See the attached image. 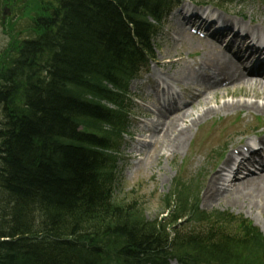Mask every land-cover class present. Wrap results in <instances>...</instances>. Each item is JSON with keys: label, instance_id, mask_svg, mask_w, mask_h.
Masks as SVG:
<instances>
[{"label": "trees", "instance_id": "1", "mask_svg": "<svg viewBox=\"0 0 264 264\" xmlns=\"http://www.w3.org/2000/svg\"><path fill=\"white\" fill-rule=\"evenodd\" d=\"M168 1L57 0L35 22L38 38L17 46L9 74L23 86L0 91V264H138L168 250L213 262L243 257L248 248L232 241L209 237L201 248L204 235L170 242L137 204L111 199L115 160L105 150L125 119L102 102L125 105L107 84L124 91L137 45L149 46L146 18H159ZM70 217L77 221L67 226ZM246 232L244 243L255 245Z\"/></svg>", "mask_w": 264, "mask_h": 264}, {"label": "rangeland", "instance_id": "2", "mask_svg": "<svg viewBox=\"0 0 264 264\" xmlns=\"http://www.w3.org/2000/svg\"><path fill=\"white\" fill-rule=\"evenodd\" d=\"M227 11L231 14L245 15L247 19H250V14L256 17V21H264V1L261 0H244L237 1L233 5H230ZM22 24V23H21ZM164 28V32L166 30L176 32L177 27L175 25H166ZM176 29V30H175ZM162 38V39H161ZM9 36L4 33V29L1 28V18H0V54L7 47V43L9 42ZM196 41V40H195ZM189 43L186 40L181 44H174L166 39L163 36L160 37V42L157 50V60L161 62L166 60H175L178 56H186L189 52H197L199 55L203 53L202 48L205 43H200L201 45L195 47L194 50L189 49ZM197 45V43H195ZM164 65V64H163ZM169 66L168 63L165 64V68L167 69ZM175 66V65H174ZM176 68V67H175ZM176 68L175 70H177ZM172 71L169 72H173ZM154 73V70L153 72ZM146 80V78H145ZM149 83L150 90L153 88L152 80L150 82H141V83H133L132 84V92L137 94V98L140 97V101L154 109L155 106L150 101L151 99L147 98L146 94V85ZM238 88H232L228 93H231L234 96V91H237ZM219 94V93H218ZM217 94V95H218ZM239 99V98H238ZM229 100H237L232 97H226L225 99H219V103L223 104ZM210 106L216 107L217 103L212 102ZM201 108L197 107L194 109V112ZM146 112L138 111L136 108L131 117V122L133 126L130 129V132L133 134L134 139L130 140L126 139V143L122 148L123 155L120 160V175H119V183L117 195L120 198H125L129 195L131 191H135L134 197L140 199L143 203V207L145 208L146 217L148 220L153 221L160 217L163 214V197L169 194L172 184L178 176L189 180L191 177L198 174L199 171L206 168L205 172L210 173L212 171V167L215 165V159L212 160L209 155V152L212 149H216L218 147L217 143H212L210 145L202 146L200 144L199 137L204 136V132L206 129H210L211 126H216L217 122L221 120L223 115H214L208 120H206L201 126L194 127V131L190 136V139L187 140L185 146L182 150H179L177 154L173 156L172 153L163 152L162 156H158L160 152V144L154 143L152 147H149L146 152L136 153L134 149L129 145L130 142H136L145 140L148 138L143 134L142 129H139L138 124L142 123V125L153 124L152 119L148 118L145 115ZM197 115V114H195ZM193 118H196V116ZM145 119V120H144ZM139 122V123H138ZM144 123V124H143ZM140 130V131H139ZM212 128L209 130L211 131ZM214 130V128H213ZM210 132L206 136L209 135ZM200 134V135H199ZM205 142V141H204ZM203 142V144H204ZM152 150V151H151ZM151 151V152H149ZM148 152V153H147ZM141 155V156H140ZM140 156V157H139ZM139 158V159H137ZM210 158V160H209ZM137 159V160H136ZM211 163V164H209ZM209 166L211 167H208ZM204 179V185L202 190V202L203 209L206 211L211 210H231L235 215L244 216L245 218L250 219L254 223H260V218L258 217L256 212H251L248 208H243L242 206H232L226 202H214V204L205 203V193L208 188V179L207 177ZM256 225V224H255Z\"/></svg>", "mask_w": 264, "mask_h": 264}, {"label": "bare ground", "instance_id": "3", "mask_svg": "<svg viewBox=\"0 0 264 264\" xmlns=\"http://www.w3.org/2000/svg\"><path fill=\"white\" fill-rule=\"evenodd\" d=\"M220 48L221 46L210 43L205 49L206 52H209L207 54V59L211 64V68H214L219 75L222 74L234 77L232 79L233 86L247 88L254 92L247 91L242 95V97L253 99H259L263 97L259 91L264 93V79H255L244 76L238 70V61L231 55L221 51ZM200 77L201 76L198 74H193L189 68L183 67L171 75H166V80L175 82L185 81L189 84L197 86ZM210 93L214 94V91L211 90ZM210 93L207 92L205 95H210ZM211 100L212 98H207L205 102L203 99L197 102L198 104L196 106H202V104L204 105L196 112V118H193V115L196 114L193 113V109L195 107L174 115L173 113H168L165 116L162 115L156 118L155 121L159 123L161 127V133L158 136L151 135V138L157 139V143L160 144V152L158 153V156H162L163 152L172 153L173 155L177 154L178 151L182 150V148L185 146L187 140L190 139L189 136L193 128L199 126L212 116L218 114L229 115L232 112H237L240 110V103H223L217 104L216 107H213L210 106L212 103ZM201 102L204 103L201 104ZM255 103L259 104L258 101H255ZM193 104L194 103H192V105ZM248 104H250L249 107L252 110L261 112L264 111V107L259 106L260 104H251V100ZM216 182L217 181H215L213 185L210 184L207 200L213 201L218 199V201H221L223 199H227L231 201V203H236L238 205L240 204L242 207H246L251 210V212H256L257 215H259L262 224L264 225V174L260 176L249 175L244 179L236 181V184L229 188L223 189V191L216 189Z\"/></svg>", "mask_w": 264, "mask_h": 264}]
</instances>
